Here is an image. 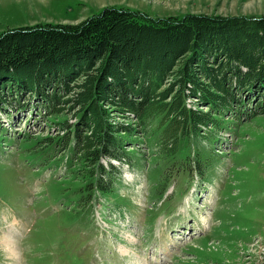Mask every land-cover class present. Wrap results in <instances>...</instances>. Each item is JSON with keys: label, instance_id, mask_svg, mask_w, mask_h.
<instances>
[{"label": "rangeland", "instance_id": "1", "mask_svg": "<svg viewBox=\"0 0 264 264\" xmlns=\"http://www.w3.org/2000/svg\"><path fill=\"white\" fill-rule=\"evenodd\" d=\"M108 6L152 18L264 15V0H0V33L76 24ZM72 113L50 114L31 94L0 106V236L15 222L19 251L0 243V264H264V114L185 141L172 168L140 139L113 191L89 196L61 124Z\"/></svg>", "mask_w": 264, "mask_h": 264}, {"label": "trees", "instance_id": "2", "mask_svg": "<svg viewBox=\"0 0 264 264\" xmlns=\"http://www.w3.org/2000/svg\"><path fill=\"white\" fill-rule=\"evenodd\" d=\"M23 94L50 114L73 110L61 123L72 176L89 196L111 193L140 139L172 168L185 141L264 114V15L152 18L108 6L76 24L10 28L0 33V106Z\"/></svg>", "mask_w": 264, "mask_h": 264}, {"label": "bare ground", "instance_id": "3", "mask_svg": "<svg viewBox=\"0 0 264 264\" xmlns=\"http://www.w3.org/2000/svg\"><path fill=\"white\" fill-rule=\"evenodd\" d=\"M15 223V222H14ZM11 224V228L4 231V233L0 236V243L4 246L5 250L8 252L9 255H17V248L14 242V234H13V225ZM15 230V227H13ZM133 239V238H132ZM19 252V251H18Z\"/></svg>", "mask_w": 264, "mask_h": 264}]
</instances>
